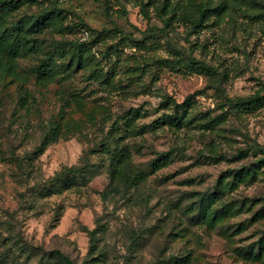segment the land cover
Masks as SVG:
<instances>
[{
  "label": "rangeland",
  "instance_id": "obj_1",
  "mask_svg": "<svg viewBox=\"0 0 264 264\" xmlns=\"http://www.w3.org/2000/svg\"><path fill=\"white\" fill-rule=\"evenodd\" d=\"M211 1L227 6L224 22L190 34L182 25L161 31L159 18H144L134 0H61L69 32L35 35L38 53L0 60L3 264H56L53 251L74 264H264V155L254 154L264 150V21L246 17L244 2L251 0ZM253 1L261 14L264 0ZM115 27L122 33L93 48L102 65L97 80L65 66L62 42ZM124 36L143 39L142 48ZM190 57L214 73L187 72ZM45 60L60 73L39 82L34 69ZM195 92L200 120L178 133L150 127L169 113L161 109L164 97L181 103ZM254 94L256 112L227 105ZM135 109L140 117L129 135L122 116ZM45 135L52 139L40 147ZM121 154L116 178L126 167L142 179L133 187L117 179L109 193L111 156ZM161 154L169 163L154 171ZM82 165L81 178H65L74 180L70 188L57 183L65 169ZM241 168L249 176L235 178ZM217 192L207 221L193 219L197 198Z\"/></svg>",
  "mask_w": 264,
  "mask_h": 264
},
{
  "label": "trees",
  "instance_id": "obj_2",
  "mask_svg": "<svg viewBox=\"0 0 264 264\" xmlns=\"http://www.w3.org/2000/svg\"><path fill=\"white\" fill-rule=\"evenodd\" d=\"M61 0H0V60L8 59L15 60L22 57H27L38 53L41 49V44L34 38L35 35L43 34L46 32H57L64 35L69 32L68 28L64 26V16L61 8L59 7ZM240 0H235L238 3ZM243 1V0H242ZM109 1H104V10L107 12ZM244 5V13L250 20H256V22L264 21V4H260L262 13L257 12L255 1ZM251 3V4H250ZM115 4L119 5V0H115ZM134 4L139 7L140 13L146 19L149 18L151 13H154L156 17L162 23L161 31L170 29L174 25H182L185 27L190 34H195L202 29L206 28L209 23L221 24L224 22L226 17L227 6L221 1L212 2L207 0L205 3H198L196 0H134ZM248 4H250L248 6ZM259 5V4H258ZM35 9L34 12L28 14L29 10ZM20 16V21L13 23L12 20ZM90 39L88 41L78 42H62L60 46V53L63 59H66L65 66L68 69L75 70H87L89 76L97 80L102 72V65L100 60H97L93 48L104 40L110 39V35L114 33H122L118 28L111 30H91ZM124 41L130 42L133 47L142 48L143 39L140 41H133L131 38L124 36ZM113 46H110V48ZM117 51V47L114 46V50ZM166 67H170L174 71H181L178 65H170L168 61L161 62ZM184 69L192 74L210 76L214 72L212 68L202 61L195 58L186 59V64L183 66ZM34 73L36 79L39 82L52 81L60 73V70L56 64L51 60L42 61L35 69ZM105 77L108 78V72L105 73ZM197 92L187 96L181 103H176L170 97H164L161 102V109L168 111V114H163L159 119L155 120L151 124L153 130H158L164 126L169 127L170 130L178 133L182 129L189 126L199 119L198 113L195 111V96ZM227 105L234 107L239 111L244 112H256L261 108L258 94L253 96L238 98L235 101L226 100ZM140 117L138 109L129 110L122 116L124 132L131 135L134 133L137 119ZM200 120V119H199ZM117 124V123H116ZM115 124V125H116ZM209 129L215 126V121H209L207 124ZM52 138L49 135H45L41 146L46 145ZM264 155V150H255V153ZM105 153H109L105 149ZM123 154L111 156V171H110V191L114 193L116 190L117 179L115 174L118 167L123 163ZM169 163V155L161 154L152 163V169L154 171L165 167ZM86 165L80 167H71L65 169L58 177L57 183L63 184L66 189L71 187V183L74 180L65 178H81L86 171ZM249 176V169L241 168L235 171V178H245ZM120 179L117 183L123 185L137 186L139 181L142 179L139 174L130 173L126 167H123L120 174ZM217 192L212 196L205 197L204 195L199 196L195 202L196 212L192 218L197 221L205 223L208 217V208L211 204L216 203L218 200ZM208 201L213 203L207 206ZM217 212L214 211L211 214L210 219H214ZM95 230L89 233L90 240L96 241L94 238ZM50 259L54 260L56 264H74L67 256L59 251H53L50 253ZM48 257V258H49ZM186 262L188 258H183ZM187 263V262H186ZM0 264L3 261L0 259Z\"/></svg>",
  "mask_w": 264,
  "mask_h": 264
}]
</instances>
